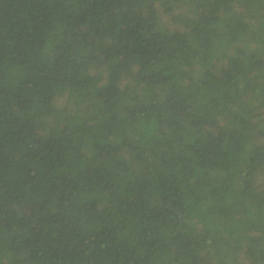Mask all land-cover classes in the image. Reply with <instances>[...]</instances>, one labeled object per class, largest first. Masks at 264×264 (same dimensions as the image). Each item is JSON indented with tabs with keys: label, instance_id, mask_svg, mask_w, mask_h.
Listing matches in <instances>:
<instances>
[{
	"label": "trees",
	"instance_id": "obj_1",
	"mask_svg": "<svg viewBox=\"0 0 264 264\" xmlns=\"http://www.w3.org/2000/svg\"><path fill=\"white\" fill-rule=\"evenodd\" d=\"M0 264H264V0H0Z\"/></svg>",
	"mask_w": 264,
	"mask_h": 264
},
{
	"label": "rangeland",
	"instance_id": "obj_2",
	"mask_svg": "<svg viewBox=\"0 0 264 264\" xmlns=\"http://www.w3.org/2000/svg\"><path fill=\"white\" fill-rule=\"evenodd\" d=\"M165 18V17H164Z\"/></svg>",
	"mask_w": 264,
	"mask_h": 264
}]
</instances>
